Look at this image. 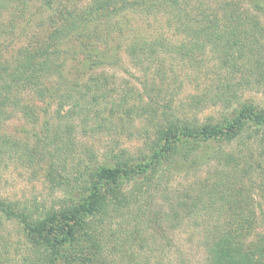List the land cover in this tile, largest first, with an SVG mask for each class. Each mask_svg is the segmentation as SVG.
I'll list each match as a JSON object with an SVG mask.
<instances>
[{"label":"trees","instance_id":"obj_1","mask_svg":"<svg viewBox=\"0 0 264 264\" xmlns=\"http://www.w3.org/2000/svg\"><path fill=\"white\" fill-rule=\"evenodd\" d=\"M9 1L17 5L9 9L12 7ZM242 2L91 0L87 6L62 16L59 23L53 20L32 23L25 20L28 15L23 9L24 0H0V15L9 14L8 21L0 25V55L19 37L23 36L25 42L17 51V57L21 54V61L14 59L0 63V123L15 114L23 120L29 119L32 106L21 103L17 95L20 87L42 89L46 87L43 83L46 79L53 76L60 81L66 72L77 70L80 64L82 72H89L82 81L75 75L71 86L65 79L61 80L64 90L58 98L59 107L45 120L44 133L33 136L37 147H53L51 151L43 149L42 158L38 160L48 165L46 180L53 182L52 165L60 147L56 131L50 133L52 136L46 133L49 119L53 116L60 118L61 108L67 102L72 101L78 108H82V102L89 106H85L88 110L109 97V80L104 73L97 75L93 71L96 68L120 65L122 56L126 57L127 64L141 73L143 78L137 81L149 98L146 108L136 105L137 118L145 119L147 116L145 121L153 128L148 153L137 160L116 159L105 165L87 167L81 185L64 197L56 208L38 212L15 202L0 200V224L13 223L21 239L13 260L8 257L9 243L0 241V264H116L111 256L117 255H124L121 259L125 262L127 258L130 264H145L141 259L146 252L142 244L144 232L137 227L138 220L144 216L139 203L143 186L154 180L160 182L164 172L170 170V162L176 159L185 162L202 146L213 142L227 145L235 142L237 150L255 144L264 157V109L236 100V90L229 85V80L237 74L245 79V73L242 74L236 61L243 59L245 52L252 54V47L259 45L264 35L258 16L253 10L244 9ZM207 3H212V9L206 6ZM256 8L260 9L259 6ZM129 14L143 18L158 16L165 25L168 21L169 27L176 30V36H183L185 42L171 47L163 30L152 38L132 32ZM108 53L109 58L106 56ZM165 54L175 55L173 60L176 61L167 64L163 57ZM208 58L213 60L211 66L205 64ZM14 62L15 66L11 67ZM178 62H186L196 75L202 73V69L206 70L202 79L207 87L196 91L191 102L195 100L194 103L199 102L200 106L208 102L219 105L222 111L219 120L199 122L195 118L190 121L167 113L166 105L158 113L159 104L151 95L154 84L148 85L145 76L151 74L165 84L166 74L173 71L164 69L177 66ZM53 85V94L57 98L58 88ZM38 97L41 102L46 98L42 93ZM48 98L54 99L53 96ZM125 111L134 113L133 108ZM11 140L12 143L9 140L3 143L19 153L22 146L27 145L24 140L28 137L24 136L22 141L18 138ZM239 156L226 155L222 159V155L217 154L227 168L223 173L212 181H202L195 191L184 192L174 202L165 198L168 202V211L163 214L165 222L173 225L186 216L195 218L194 222L201 230L204 264H264V235L253 233L257 214L249 194V188L255 186L264 204V159L260 162L252 155ZM245 178L249 188L244 187ZM57 181L54 179V183ZM130 183L133 185L127 190L125 186ZM159 184L154 185V191ZM132 210L133 214H129L133 228L128 230L121 223L119 233H125L118 238L121 247H110L107 241L109 225L113 219L121 218ZM149 216V224L153 226L162 220L160 213H150ZM111 237H115V231Z\"/></svg>","mask_w":264,"mask_h":264},{"label":"rangeland","instance_id":"obj_2","mask_svg":"<svg viewBox=\"0 0 264 264\" xmlns=\"http://www.w3.org/2000/svg\"><path fill=\"white\" fill-rule=\"evenodd\" d=\"M90 1L24 0L25 6L23 9H25V12L27 11L26 14L28 15L25 20H30L32 23H38L40 20L43 23H49L50 20H53L54 23H59L62 16L87 6ZM242 1L244 9L253 10L258 16L260 26L264 28V0ZM8 3L11 4L10 7L12 6L9 9H13L14 5H17L12 1ZM206 6L211 7V9L213 7L212 3H207ZM256 6H259L260 9H257ZM38 8L40 9L38 10ZM31 13H34V15ZM36 13L41 15L36 16ZM127 17L132 26V32L152 38L163 30L164 37L171 47H174L176 43L185 42L183 36H176V30L174 31L169 27L170 23L168 21L165 25L158 16H156L157 18H143L129 14ZM8 18V13L0 15V25H4ZM11 45V48L1 53V64L14 59H17V61L22 60L21 54L17 57V51L25 45L23 36ZM106 56L109 58L110 54L108 53ZM163 57L166 58L167 64L176 61L173 60L175 58L173 54H165ZM121 62L120 65L117 63L113 67L106 68L98 66L99 68L93 70L97 75L104 73L107 76L110 90L109 97L106 96L105 100H100L95 108L93 104L92 108L90 107L88 110L85 106H89L84 105L82 102V108L74 107L72 101L67 102L61 108L60 118L53 116L49 119L46 133L52 136L50 133L56 131L55 133L60 139V147L55 153L56 158H54V165H52V183L45 178L48 165L38 160L42 158L43 149L51 151L53 147L51 145L43 149L37 147L33 136L44 133L45 120L49 115L52 116L59 107L58 98L63 95L64 90L62 89L61 80L65 79L67 84L71 86L75 75L79 76L82 81L89 72H82V64H80L77 70L70 69L71 72H66L67 74L65 73L64 78L60 81H57L53 76L46 79L43 82L46 87L42 89L31 88L30 86L19 88V94L17 95L22 104L26 103L28 107L32 106L30 108L31 114L29 119L25 120L19 114H15L13 118L0 123V149L2 151L0 154V200L15 202L31 210L37 209L38 212H42L41 210L44 209L56 208L64 197L73 193L72 191L81 185V180H84L82 176L87 167L105 165L114 162L116 159L133 158L137 160L142 154L148 153L147 149L149 140L152 139L153 128L145 121L147 116L145 119L143 117L137 118V107L144 106L146 108L145 104L147 106L149 99L145 96L141 85L137 81V79L143 77L141 73L127 64L126 57L122 56ZM205 62L208 66L213 64V60L210 58L205 59ZM236 63L242 74L245 73V79H241L242 76L237 74L236 77L233 76L229 80V85H232V88L236 90L235 99L264 109V76L259 80V77L264 75V35L260 38V44L252 47V54L245 52V57L236 61ZM15 64L16 62L11 64V67ZM164 70L173 71L166 74L167 81L165 84H161L158 78L151 74L145 76L148 85L154 84L155 88L151 87L153 88L151 95L152 98L154 97L155 102L159 104L157 107L158 113L166 105L167 113L186 117L190 121L195 118L199 122L219 120L222 113L219 105L208 102L200 106L199 102L194 103L195 100L191 102L196 91H201L200 89L207 87L205 80L202 79L206 72L205 69H202L203 72L196 75L186 62H178L177 66H172L170 69L165 68ZM193 74L196 76H193ZM3 81L1 82L2 85H4ZM52 85L58 88L57 98L56 94H53ZM39 93L46 97L44 102H41V98L38 97ZM157 93L159 94L156 97ZM50 96H53L54 99H49ZM234 101L232 100V103ZM196 106L198 108L195 109ZM132 108L134 113L125 111ZM45 109L46 112H44ZM9 111L8 108L7 112ZM62 115H64V118H62ZM47 134L45 135L47 136ZM24 136L28 137V140H24L27 145L22 146L23 149L21 148L22 151L20 149L19 153L11 147L9 148L7 143H3L4 140H9L12 143L11 139L17 138L18 141H22ZM259 152L255 144H250L246 149L240 148L237 150L235 142L229 145L224 142L209 143L207 146H202L185 162L177 159L170 162V170L164 172L159 180L160 182L154 180L151 184H148L149 187L143 186L144 192L140 195L139 203L143 208L144 216L138 220L137 227L144 232L142 244L146 252L141 256L144 263L204 264L200 240L201 230L198 224L194 222L195 218L194 220L188 219L186 216L180 219V223H174L173 225L165 222L163 214L168 211V202L165 201V198L174 202L177 197L181 198L184 192L195 191L196 186L202 181H212L216 176L223 173L227 168L223 166L224 161L217 157V154H221L222 159L226 155L236 157H240L239 154L242 157L252 155L255 160L261 162L264 157ZM57 154L58 156H56ZM87 163H90V165H86ZM235 175L238 174L235 173ZM54 179H58V181L54 183ZM252 179L256 181L255 177H252ZM60 181H62L61 184ZM247 181L246 178L243 180L245 188H249ZM156 183L160 184L157 191H154L153 187ZM132 185L130 183L125 188L129 190ZM249 189L257 214V222L253 233L259 232L264 235V204L260 196L257 195L256 187L252 186ZM133 212L134 210L126 212L127 214L123 217L112 220L107 232V241L110 247H118L119 244H122L118 240L125 234H122L123 231L119 233L121 223L128 230L133 228L134 223L129 214H133ZM150 213L161 214L162 220L159 225L149 224ZM152 229H155V231ZM114 231L115 237H111ZM159 231L161 233H157ZM250 238L251 236L245 240V243ZM1 240H5L11 246L8 257L13 260L12 257L21 240L13 223L4 222L0 224ZM123 256H111V260L115 261L116 264H130V262L127 263V258L125 262L121 259Z\"/></svg>","mask_w":264,"mask_h":264}]
</instances>
